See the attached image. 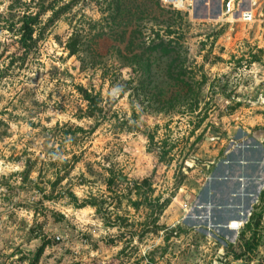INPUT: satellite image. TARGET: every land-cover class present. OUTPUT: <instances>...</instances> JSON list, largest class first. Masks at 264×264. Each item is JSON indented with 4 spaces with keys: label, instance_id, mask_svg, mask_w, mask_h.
Returning a JSON list of instances; mask_svg holds the SVG:
<instances>
[{
    "label": "rangeland",
    "instance_id": "rangeland-1",
    "mask_svg": "<svg viewBox=\"0 0 264 264\" xmlns=\"http://www.w3.org/2000/svg\"><path fill=\"white\" fill-rule=\"evenodd\" d=\"M116 1L0 0V264H264V185L234 234L205 195L264 147V0Z\"/></svg>",
    "mask_w": 264,
    "mask_h": 264
},
{
    "label": "crops",
    "instance_id": "crops-1",
    "mask_svg": "<svg viewBox=\"0 0 264 264\" xmlns=\"http://www.w3.org/2000/svg\"><path fill=\"white\" fill-rule=\"evenodd\" d=\"M243 137L246 138L247 134L241 133L238 136L239 139ZM256 144L259 146L261 145V148H255L252 157H250L245 153L249 147L237 149L232 143L225 152L230 162L226 161L223 164L211 168L217 180H214L212 185L205 189V195L218 207L223 206L219 208L215 214L214 219L216 224L226 226L229 225L231 221L239 218V214H235V217H226V209L224 207L230 204L237 205L234 204V200L239 197L240 191H244L243 194H245V196L244 199L238 200V203H240L238 207L240 206L241 208L237 209V213L252 210L253 205L258 200V195L260 193L258 188L262 184L264 185V147H262V144L259 142ZM241 161L244 162L242 163ZM242 178H244V180H241ZM202 204H205V202ZM230 233L234 234V232Z\"/></svg>",
    "mask_w": 264,
    "mask_h": 264
},
{
    "label": "trees",
    "instance_id": "trees-1",
    "mask_svg": "<svg viewBox=\"0 0 264 264\" xmlns=\"http://www.w3.org/2000/svg\"><path fill=\"white\" fill-rule=\"evenodd\" d=\"M159 2H161V1L160 0H156V7H161ZM114 4L117 6V9L119 10V12L123 11L125 6H126V4H125V2L123 0H117L116 2H114ZM71 5H73V3H70L65 8H68ZM121 14H122L121 17H120L121 19L119 20L121 25L128 26V24L130 23V16L128 15V12L123 11V13H121ZM171 14L175 15L177 13L174 12V13H171ZM39 20H40V14L39 13H37L35 15L26 16L25 20L22 23L23 24V26H22V37H21V40L19 41V43L22 46L29 47L28 45L31 42L34 41L35 27L38 24ZM125 30H128L127 27H124V31ZM127 33H129V31ZM126 36H125V33H123V38H125ZM152 44L153 45H151V46L153 47L154 51H156L157 49H161V52H162L163 55L169 53L168 52V48L171 47L170 42L166 43L164 40L161 39L160 42L157 45H155V43H152ZM81 94L84 96L85 100L90 105H92V104L95 105L96 104L95 98L88 91L83 90Z\"/></svg>",
    "mask_w": 264,
    "mask_h": 264
},
{
    "label": "built area",
    "instance_id": "built-area-1",
    "mask_svg": "<svg viewBox=\"0 0 264 264\" xmlns=\"http://www.w3.org/2000/svg\"><path fill=\"white\" fill-rule=\"evenodd\" d=\"M230 7H231V5H230ZM230 7H229V9H230ZM240 208L241 207L239 206V209ZM238 217H239L238 219H235V220L231 221L229 225L224 226L225 227L224 229L225 230H229V232H234V233L240 232L242 230V228L244 227V224H245L243 222V220H244V212L243 211L239 212V216ZM245 218L247 219L248 216L247 217L245 216Z\"/></svg>",
    "mask_w": 264,
    "mask_h": 264
},
{
    "label": "water",
    "instance_id": "water-1",
    "mask_svg": "<svg viewBox=\"0 0 264 264\" xmlns=\"http://www.w3.org/2000/svg\"><path fill=\"white\" fill-rule=\"evenodd\" d=\"M242 163L244 162V161H241ZM247 163V162H246ZM213 180L212 181H214V180H217V178H212ZM241 180H244V178H242ZM212 205V208H213V210H216V208L218 207V206H215V204L213 203V202H210L207 206H211ZM235 205H226L224 208L225 209H228V208H230V207H234ZM223 207V206H222ZM222 207H219V208H222ZM236 207V206H235ZM238 207V206H237Z\"/></svg>",
    "mask_w": 264,
    "mask_h": 264
}]
</instances>
